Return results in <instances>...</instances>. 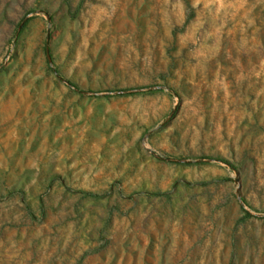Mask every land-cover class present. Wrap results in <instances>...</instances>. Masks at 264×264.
Wrapping results in <instances>:
<instances>
[{"label":"rangeland","instance_id":"1","mask_svg":"<svg viewBox=\"0 0 264 264\" xmlns=\"http://www.w3.org/2000/svg\"><path fill=\"white\" fill-rule=\"evenodd\" d=\"M0 264H264V0H0Z\"/></svg>","mask_w":264,"mask_h":264}]
</instances>
